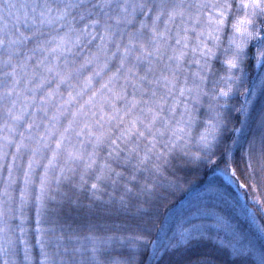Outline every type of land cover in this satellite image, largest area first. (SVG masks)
I'll return each instance as SVG.
<instances>
[{"label":"snow or ice","instance_id":"snow-or-ice-1","mask_svg":"<svg viewBox=\"0 0 264 264\" xmlns=\"http://www.w3.org/2000/svg\"><path fill=\"white\" fill-rule=\"evenodd\" d=\"M204 166L264 218V0H0V264H212L152 231Z\"/></svg>","mask_w":264,"mask_h":264},{"label":"trees","instance_id":"trees-1","mask_svg":"<svg viewBox=\"0 0 264 264\" xmlns=\"http://www.w3.org/2000/svg\"><path fill=\"white\" fill-rule=\"evenodd\" d=\"M259 72L258 68L250 71L249 78ZM166 203L167 207H159L153 235L157 227L162 242L178 241L185 230L191 234L189 243L181 242L173 251V260L209 257L212 264H260L264 233L258 224L264 223V218L253 208L252 195H246L211 167L187 173L182 188Z\"/></svg>","mask_w":264,"mask_h":264}]
</instances>
